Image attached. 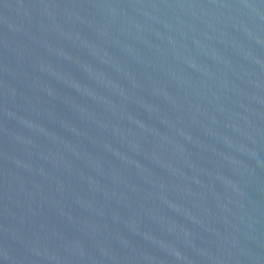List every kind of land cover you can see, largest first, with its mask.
I'll list each match as a JSON object with an SVG mask.
<instances>
[{
  "label": "water",
  "instance_id": "1",
  "mask_svg": "<svg viewBox=\"0 0 264 264\" xmlns=\"http://www.w3.org/2000/svg\"><path fill=\"white\" fill-rule=\"evenodd\" d=\"M0 264H264V0H0Z\"/></svg>",
  "mask_w": 264,
  "mask_h": 264
}]
</instances>
